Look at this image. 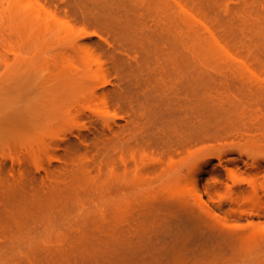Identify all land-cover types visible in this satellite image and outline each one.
I'll list each match as a JSON object with an SVG mask.
<instances>
[{
	"label": "bare ground",
	"instance_id": "1",
	"mask_svg": "<svg viewBox=\"0 0 264 264\" xmlns=\"http://www.w3.org/2000/svg\"><path fill=\"white\" fill-rule=\"evenodd\" d=\"M263 196L264 0H0V264H264Z\"/></svg>",
	"mask_w": 264,
	"mask_h": 264
},
{
	"label": "rangeland",
	"instance_id": "2",
	"mask_svg": "<svg viewBox=\"0 0 264 264\" xmlns=\"http://www.w3.org/2000/svg\"><path fill=\"white\" fill-rule=\"evenodd\" d=\"M64 43H65V40H64ZM67 58H71V59H73V58H75L73 55L72 56H68ZM204 145H198V146H196V147H194V148H192L191 150H192V152H188V153H186L185 155H181V156H176L177 158H176V160H175V164H181V162H183V161H190L191 159H192V156H191V154H193L194 155V152L195 151H198L201 147H203ZM17 149H18V153H20V154H27V151L25 150V149H23V148H21L20 146H18L17 147ZM198 157H199V155H198ZM196 158V156H194L193 157V161H194V159ZM198 159V158H197ZM191 160V161H192ZM8 161V163L10 164V165H16V166H18L19 164L18 163H14L10 158L7 160ZM210 169V168H209ZM210 173L209 172H205V173H203L202 174V182H203V184H205L206 182H207V180L210 178ZM185 184H186V186H189L190 185V181H189V179H186V182H185ZM263 198V200H264V196L262 197ZM263 220H264V216H263Z\"/></svg>",
	"mask_w": 264,
	"mask_h": 264
}]
</instances>
